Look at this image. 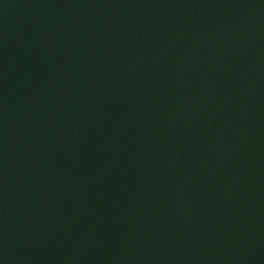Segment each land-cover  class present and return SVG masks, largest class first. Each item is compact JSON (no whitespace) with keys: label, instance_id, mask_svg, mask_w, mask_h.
<instances>
[{"label":"water","instance_id":"1","mask_svg":"<svg viewBox=\"0 0 264 264\" xmlns=\"http://www.w3.org/2000/svg\"><path fill=\"white\" fill-rule=\"evenodd\" d=\"M0 264H264V0H0Z\"/></svg>","mask_w":264,"mask_h":264}]
</instances>
